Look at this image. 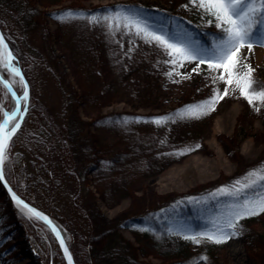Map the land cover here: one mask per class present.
Returning <instances> with one entry per match:
<instances>
[{
    "label": "rangeland",
    "instance_id": "374dc122",
    "mask_svg": "<svg viewBox=\"0 0 264 264\" xmlns=\"http://www.w3.org/2000/svg\"><path fill=\"white\" fill-rule=\"evenodd\" d=\"M40 2L35 0V6L46 18L44 34L39 30L22 31L11 14L2 12L0 17L3 32L29 81L28 106L31 102L35 104L34 114L26 117V113L24 116L16 134L18 140L11 142L6 164L14 168L13 177L17 180L21 171H16V165L18 167L21 160L22 163L25 161V170L21 168L24 191L40 203L41 207H38L51 215L44 208L57 205L58 209L53 211L54 207L51 210L59 216L53 215L66 229L71 248V231L85 238L91 235V223L85 216L88 203L97 204L104 216L117 220L194 188L200 191L232 189L222 182L264 158V104H257L260 111H256L239 90H233L234 86L229 87V95L219 100L214 111L200 119H180L175 115L186 106L208 100L215 89L222 93L228 86L221 81L213 83L212 78L218 77L223 69L212 71L207 63L197 67L198 62L186 61L183 67L166 63L172 57L155 43H145L134 34V29L130 32L123 21L92 23L87 19L116 13L134 16L169 42L191 44L211 55L224 34H215L206 41L199 38L195 33L197 29H221L215 26L212 17L194 8L189 0ZM70 5L71 8H68ZM81 5L83 7H79ZM69 12L74 14L73 18L56 19ZM209 20L213 23L210 24ZM107 28L114 37L115 44L112 46L104 42L103 33ZM260 37L261 31L257 29L252 51L242 48L240 59L250 64L255 70L254 77L264 83V47L259 46ZM90 54L92 58L89 61ZM122 68L128 76L114 82L119 77L116 71ZM194 68L197 71L193 72ZM169 72L173 73L171 77ZM7 76L22 93L19 77L13 79ZM59 80L65 86L68 84V91L73 93L70 107L64 105ZM11 107L12 97L0 85V119L2 113ZM124 111L133 114L141 129L140 134H133L128 144L124 141L126 135H117L106 128L104 122L100 125L94 123L103 114ZM76 117L82 122L78 126L84 127L83 137L88 147L103 154L102 148L106 145H109L107 153L130 145L135 153L144 149L149 151L143 152L146 155L144 161L128 174L123 171L114 178L96 177L94 183L88 184L91 192L87 196L77 193L78 186L75 187L67 179L60 182L64 194L53 193L54 186L48 187L49 190L42 184L40 187L33 186L30 176L43 173L39 160L36 166L31 164L44 153L36 146H40L43 140L54 139L57 128L63 129L68 121H75ZM157 117H172L175 122L166 125L146 122ZM183 138L193 141L179 149L151 151L152 147L179 142ZM57 171L64 173L60 167ZM261 192L246 193L241 200L216 208L205 218L207 226L198 232L185 219L169 221L166 230L175 239L185 241L191 249L198 250L204 243L185 240L184 234L213 229V222H221L233 205ZM77 200L78 205L75 203ZM240 225L242 234L238 237L221 245L211 243L218 260L223 264H264V213L243 219ZM120 231L133 244H139L129 228L122 227ZM144 259L160 261L153 255ZM0 264H66L49 228L35 218H27L8 196L0 198Z\"/></svg>",
    "mask_w": 264,
    "mask_h": 264
},
{
    "label": "trees",
    "instance_id": "16d2710c",
    "mask_svg": "<svg viewBox=\"0 0 264 264\" xmlns=\"http://www.w3.org/2000/svg\"><path fill=\"white\" fill-rule=\"evenodd\" d=\"M40 1L43 4L47 2L55 3L60 0ZM68 8H71V5ZM2 12L11 14L20 24L22 31L39 30L42 34L45 33L46 18L43 12L36 8L35 0H0V17ZM0 25L2 27V20H0ZM2 29L4 31L3 27ZM104 31L105 44L109 46L115 44L111 30L107 28ZM195 33L205 41L213 35L215 36V34H223L213 27L197 29ZM91 58L92 54L89 55L88 60L90 61ZM116 75L119 77L113 81L119 82L128 76V72H125L122 68L120 71H116ZM59 81L61 92L65 98L64 105L70 107L73 93L68 91L70 89L68 84L65 86L62 80ZM34 107L35 104L29 103L26 117H31L34 114ZM45 120L48 121V117ZM78 120L80 119L68 121L63 129L58 127L54 139L43 140L40 146H36V149L44 153L43 156L38 155L36 162L33 160L31 164L36 166L39 160L42 163L43 173L39 176H30V183L33 186L40 187L42 184L45 185L44 188L47 190H49L48 187L54 186L53 193L62 194L63 192L64 194L63 185L60 182L67 179L75 184V187L78 186L77 193L87 196V193L91 192L88 184L90 182L94 183L96 177L114 178L115 175L123 171L128 174L132 168L137 167L138 164L141 165L144 161L146 155H143V152H149L144 149L140 153H135L133 148L127 145L123 149L107 153L109 145H106L102 148L103 154H100L86 145V140L83 137L84 127L78 126L79 123H82ZM101 122H104L105 127L114 131L117 135H126V138H124L126 144L131 141L133 134L141 132L139 125L134 121L133 114L128 111L103 114L94 121L97 125H100ZM17 140L15 136L13 141ZM192 141L193 139L183 138L179 142L152 147L151 151L179 149L190 145ZM146 146L149 147L150 145ZM19 164L18 167L16 165V171L21 172L17 174V180L13 177L14 168L6 163L5 174L18 193L40 206L35 198L24 191L25 187L22 185L21 173L23 172L22 169L26 167L25 161L22 163L21 160ZM58 167L63 169L64 173H59L57 171ZM262 168H264V158L250 165L246 170L237 172L222 183L227 187H233L237 181H241V183L251 182V180L258 179V177H251L249 173L260 172ZM82 184H84V187H81ZM257 191H264V182H259L254 188H249L243 193L232 196L220 195L214 188L203 191L194 188L191 191L167 197L154 207L117 220L108 219L97 204L88 203L85 208V216L91 223V235L85 238L81 234L71 231L73 236L72 249L76 262L77 264H223L212 250L211 243H204L200 249L193 250L190 248L189 243L177 240L167 232L168 223L172 220L185 219L198 232L207 226L204 220L213 210L234 200H241L246 193L254 194ZM6 196L7 192L0 182V198ZM65 196L68 197L66 193ZM75 203L78 205V200ZM54 207L53 211L58 209L57 205ZM54 207L44 209L59 217L51 210ZM122 227L129 228L135 234L139 242L138 245L133 244L122 235L120 231ZM144 229H148V231ZM255 236L258 239V234ZM151 255L160 258V261L152 262L144 259L146 256ZM203 257L207 259H202Z\"/></svg>",
    "mask_w": 264,
    "mask_h": 264
},
{
    "label": "snow or ice",
    "instance_id": "6c2138e0",
    "mask_svg": "<svg viewBox=\"0 0 264 264\" xmlns=\"http://www.w3.org/2000/svg\"><path fill=\"white\" fill-rule=\"evenodd\" d=\"M189 2L203 14L212 17L215 21V26L221 29L224 34V38L219 44L215 45L211 55H207L206 50L191 44L178 45L169 42L164 36L151 31L148 26L134 16L116 13L112 16H92L87 19L92 23L123 21L124 27L130 32L134 29V34L144 40L145 43H155L168 56L172 57L166 63L183 67L186 61L198 62L197 67L199 64L207 63L208 68L212 71L223 69V72L218 77L212 78L213 83L221 81L228 87H225L222 93L219 89H215L208 100L186 106L175 114L180 119H200L202 116L214 111L215 105L219 100L229 95V87L232 86H234L233 90H239L240 95L247 100L249 105H252L256 111H260V107L257 104H264V83L254 77L253 73L255 70L250 64L241 61L240 52L245 47L248 48L249 52L252 51L254 46L252 42L253 36L257 29L261 31L259 46L264 47V0H189ZM185 7H188V5H185ZM73 16L74 14L69 12L65 16H57L56 19L63 21L65 18H73ZM213 20H209V23H213ZM15 59L5 41V37L0 34V67L5 69L7 74L13 79L19 77L18 83L23 89L22 96H18L13 91V85L7 79L0 77V83L15 98V108L10 112L4 111L2 119H0V182L5 184H7L5 163L9 158L11 142L21 128L24 116L28 110L26 107L22 109L21 104L29 100L27 81L24 79L21 69L14 64ZM246 59L245 57L244 60L246 61ZM241 69L243 70L241 71ZM192 71L195 72L197 69L194 68ZM168 75L171 77L173 73L169 72ZM176 75H180V73H176ZM146 122L166 125L169 122L174 123L175 120L172 117H157ZM249 176L258 177V179L243 183L242 186L241 182L237 181L232 189L221 188L217 190L218 193L232 196L243 193L249 188H254L257 183L264 182V168L260 172L249 173ZM9 192L21 212L27 215L29 219L37 218L51 226V230L59 239L60 245L64 250L68 264H72V256L60 230L52 224L48 217L25 203L10 188ZM262 213H264V192L233 205L221 222H213V229L195 234H184L183 239L195 244L208 242L221 245L242 234L241 220L258 216ZM144 230L148 231V229ZM202 259L206 260L207 258L203 257Z\"/></svg>",
    "mask_w": 264,
    "mask_h": 264
},
{
    "label": "water",
    "instance_id": "95a60500",
    "mask_svg": "<svg viewBox=\"0 0 264 264\" xmlns=\"http://www.w3.org/2000/svg\"><path fill=\"white\" fill-rule=\"evenodd\" d=\"M0 34H3V36L5 37V41H6V43L8 44L9 49L12 51L13 55L15 56V54H14L12 48L10 47V44H9V42H8V40H7V38H6L5 34H4V32H3L2 28H1V26H0ZM15 58H16V59H15V61H14V64H15L17 67H19V68L21 69V71H22V73H23V76H24V79L27 81V84H28V91H29V97H30V85H29V81H28V79L26 78L25 73H24L22 67L19 65V62H18V59H17L16 56H15ZM0 77H2V76H1V73H0ZM2 78L5 79L4 77H2ZM8 81H9V80H8ZM9 82H10V81H9ZM10 83L13 85L12 82H10ZM13 91H15L16 94H17L18 96H22V94H23V91H22V93H19L18 90L15 88L14 85H13ZM10 94H11V93H10ZM11 96H12V94H11ZM28 101H29V100H28ZM28 101H27V102H24V106H23V102H22V104H21L22 109H23L24 107H26V108L28 109ZM14 108H15V104L13 105V107H12L10 110H8V112H10L11 110H13ZM5 179L7 180V184H5L4 182H1V184H2L3 187L5 188V190H6V192H7V196L10 198V200L16 205V203H15V202L13 201V199H12V195H11V193L9 192V188L12 190V192H15V193L17 194V196H19V197H20L25 203L29 204L31 207H33V208H35L37 211L41 212L44 216L48 217V219L52 221V224L55 225V226L60 230L61 235H62V237H63L64 240H65V244H66V246L68 247L69 253H70L71 256H72V264H77L76 259H75V256H74V253H73V250H72V248H71V244L69 243V241H68V239H67L65 233L63 232V228H64V227L62 226V224H61V223H60V222H59V221H58L53 215H51V214L48 213L47 211L43 210L42 208L38 207L37 205L31 203V202L28 201L25 197H23L22 195H20V194L15 190V188H14L13 185L10 183V181L8 180L6 174H5ZM16 206H17V205H16ZM17 207H18V206H17ZM18 208H19V207H18ZM19 209H20V208H19ZM20 211H21V210H20ZM35 219H37V218H35ZM37 220H39L40 222L44 223V224L49 228L50 232L52 233V235H53L54 238L56 239L57 245H58V247H59V249H60V251H61V253H62V256H63V258H64V260H65V263L68 264V259H67V257L65 256L64 250H63V248H62L61 245H60L59 239L56 237L55 233L51 230V226H50L47 222H45V221H43V220H40V219H37ZM64 229H65V228H64ZM65 230H66V229H65Z\"/></svg>",
    "mask_w": 264,
    "mask_h": 264
},
{
    "label": "bare ground",
    "instance_id": "6f19581e",
    "mask_svg": "<svg viewBox=\"0 0 264 264\" xmlns=\"http://www.w3.org/2000/svg\"><path fill=\"white\" fill-rule=\"evenodd\" d=\"M0 73H1V76L2 77H4L5 79H7V80H9L10 82H12L10 79H9V77L7 76V74H6V70L5 69H3L2 67H0ZM13 83V82H12ZM0 85H3L2 83H0ZM12 97V107H13V105L15 104V98L13 97V96H11ZM11 107V108H12ZM24 214V213H23ZM25 215V214H24ZM27 218H28V216L27 215H25ZM63 232L65 233V235H66V237H67V239L69 240V238H68V233H67V231L63 228Z\"/></svg>",
    "mask_w": 264,
    "mask_h": 264
}]
</instances>
